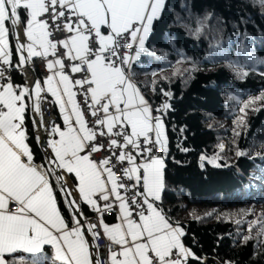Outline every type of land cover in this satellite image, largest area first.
<instances>
[{"label":"snow or ice","instance_id":"snow-or-ice-1","mask_svg":"<svg viewBox=\"0 0 264 264\" xmlns=\"http://www.w3.org/2000/svg\"><path fill=\"white\" fill-rule=\"evenodd\" d=\"M260 6L264 7V0H260ZM165 8L166 0H0V63L24 75L25 66L34 57L47 58L50 52L55 56L59 44L67 50L62 55L81 61V65L72 66V72H80L82 65H86L90 75L74 83L81 87L88 85L84 92L90 94L92 104L88 107L96 117L93 123L100 126V136L105 135L102 129L106 127L107 133L122 137L123 144L110 138L108 147L120 148L118 155L114 152L112 155L121 162L128 161L130 167L123 169L124 176L134 179L142 189L138 193L142 199L134 195L128 201L119 191L126 186L107 166L109 159L92 158L102 145L95 142L96 132L88 127L85 113L74 99L72 81L64 72L66 65L62 59L47 60L46 67L52 75L46 76L43 85L60 106L63 128L53 123L50 131L45 128L44 139L40 135L34 137L44 148L39 163L26 142L25 100L34 93L39 101L44 88L38 79L32 84L27 80L14 84L10 76L5 77L0 71V78L5 80L0 84V264H8L5 254L18 251L31 254V264H105L93 252L98 245L92 241L100 235L94 231L97 224H89L88 238L82 230L84 221L77 218L83 215L78 200L97 212L107 210L117 214V223H104L102 215L97 222L110 241L106 264H188L190 257L199 259L184 245L183 228L178 222H170L162 208L164 163L153 149H162L167 154L164 124L160 116H153V109L130 74L132 62L146 51L145 43L154 21L162 19ZM207 15L210 14L205 18ZM50 22L56 30L68 33L65 39L57 42L49 39ZM9 23L11 35L17 40L15 63L9 46L10 28L6 26ZM18 27H23L26 37L23 43L16 31ZM125 48L131 52L122 51ZM238 51L242 60L229 61L237 69L238 77L248 75L245 65L249 68L264 65V57L251 48L242 47ZM216 56L227 57L219 44L206 59L214 62L212 58ZM162 107L166 110L170 105ZM34 110L40 112L38 103ZM98 111L103 112L102 118L97 116ZM32 123L34 127L37 124L45 127L42 119ZM117 127L120 131L114 132ZM129 147L138 150L137 156L147 153V158L135 163L136 157L125 151ZM236 155L243 156L244 152L237 151ZM65 171L74 174L79 193L77 200L65 201L72 209L67 217L58 208L56 185L52 183V177L60 181L61 172ZM66 184V181L60 184V189ZM94 197L105 201L103 209ZM117 204L118 209L114 206ZM45 246H50L51 251Z\"/></svg>","mask_w":264,"mask_h":264},{"label":"trees","instance_id":"trees-1","mask_svg":"<svg viewBox=\"0 0 264 264\" xmlns=\"http://www.w3.org/2000/svg\"><path fill=\"white\" fill-rule=\"evenodd\" d=\"M11 40L15 63L12 35ZM217 44L227 57L209 62ZM242 47L264 57L260 0H166L146 51L131 66L153 103L171 93L163 113L168 146L161 200L168 218L185 229V246L199 258L190 257L188 264H264V65H245L248 75L238 77L229 61L242 60ZM36 75L41 78L37 67ZM13 82L25 83L17 69ZM32 122L28 105L27 141L39 163L44 148L34 139ZM52 180L67 217L71 210ZM80 209L85 218L94 214L86 204ZM8 261L31 264V254L17 252Z\"/></svg>","mask_w":264,"mask_h":264},{"label":"built area","instance_id":"built-area-1","mask_svg":"<svg viewBox=\"0 0 264 264\" xmlns=\"http://www.w3.org/2000/svg\"><path fill=\"white\" fill-rule=\"evenodd\" d=\"M55 23H60V21H56ZM60 26L62 28L63 24H61ZM16 31L19 34L20 42L21 43L25 42V36L23 35V28L18 27L16 29ZM48 31L51 33V36L49 37V39H51L53 42L63 40L68 35V33L66 31L56 30L54 28L52 22H50V26H49ZM16 43H17V40H16ZM117 51L120 52L121 50L117 49ZM122 51L130 52L131 50L125 48ZM63 52H66L65 49L63 48L62 45L58 44L57 52H56L55 56L50 54V55H48L47 58L40 57L39 59H37L36 62L32 61L29 65H26L25 69H24V75H23L24 79L27 80L29 84H32V81L34 79L38 78L36 75V67H37V70L39 71V73L41 75V78L44 79V78H46L47 75H51V72L48 71L47 67H46L47 60H50L52 58H59V59H62L64 61L65 65H66L64 72L66 75L69 76V78L72 81L74 93L77 97L78 104L81 106V110L85 113V119L88 121V127L92 128L96 132L97 139L95 142L99 145H102L97 152H94L92 154V158L96 161H100V160L105 159V158L109 159L110 163L107 166L112 168V170L115 172L116 179L118 181H121L126 186V187L122 188V192H123L124 197L128 201H131V199L134 195L136 196V198L138 200L142 199L138 195V193L140 191H142V189L140 188V185L137 184L134 180H129L126 176H124L123 169L130 167V165L128 164V161L125 160V161L121 162L117 159V156L112 155L113 152L118 155L120 152V148L117 146H113L111 149H109V147H108V142H109L110 138L116 139L118 141V144H123L122 137L113 136V135L107 133L106 127L104 129H102L104 131L105 135L103 137L100 136V130H101L100 126L95 125L93 123V121L96 119V117H93L91 115V109L88 107V105L92 104L90 94L85 95V92H84V89L87 88L88 85L85 84V85H83V87H81L80 85H76L74 83L76 80L87 78L90 75L88 73L86 65H82V70L80 72H72V70H71L72 66L73 65H81V61L78 59L72 60L69 58V56L62 55L61 53H63ZM25 55H26V53H25ZM33 65H34V70H33ZM13 69L14 68L9 67L8 65H3L2 63H0V71L4 72L5 77L10 76L12 81H13ZM4 82H5V80L3 78H0V84H3ZM36 103H38L39 107H40L39 113L35 112V110H34V106ZM164 104L170 105V102L166 96H164L162 98V100L158 101L157 103H154L153 113H152L153 116H160V117L163 116V113L168 109L167 108L165 110L162 107ZM30 106H31V114H32L33 120H36L37 122H39L42 119L44 122V125H45V127H39V124H37V126H35V134L40 135L41 138H45L46 137L45 128H47L48 131H50L52 124L53 123L56 124V121L58 119V115L55 112L54 104H53L52 100L46 94H42L39 101H37V98L35 97V94L33 93L32 98L30 99ZM157 108L160 109L159 112L155 111V109H157ZM97 116L102 118L103 112L98 111ZM116 131H120V129L118 127L114 128V132H116ZM47 138H52V137H47ZM154 138L155 137L153 136V139ZM142 141H143V138H141V142ZM125 151L130 152L134 157H136L135 163H141L142 160L146 159L148 156L147 153H145L143 157L137 156L138 150L131 148V147L125 149ZM153 153L157 157H163L165 154V152L162 149H153ZM54 167H55V165H54ZM63 183L64 182H62L61 184H63ZM111 202L114 203V198H112ZM96 203L99 205V207L101 209H103L105 201L96 198ZM114 206L118 209V204L114 205ZM79 207H80V205H79ZM101 215L105 219L106 217L116 216L117 214L113 213L111 211H107V210H104L102 213H100L94 209V214L91 217H88L87 219L84 220L82 230L86 231L89 228V224H97V228L94 229V231L99 232L100 235L97 237V239L95 241H93V244L98 245V247L95 250L97 252L99 260L102 262H105V264H106L108 245L110 244V241H108L107 238L104 236L103 229L97 223L98 220L100 219Z\"/></svg>","mask_w":264,"mask_h":264},{"label":"crops","instance_id":"crops-1","mask_svg":"<svg viewBox=\"0 0 264 264\" xmlns=\"http://www.w3.org/2000/svg\"><path fill=\"white\" fill-rule=\"evenodd\" d=\"M6 26H8L9 28H10V34H9V46H10V49L12 50V40H11V26L9 25V24H7ZM23 28V27H22ZM150 35V34H149ZM148 40V39H147ZM25 41H26V37H25ZM15 42H16V39H15ZM146 43H147V41H146ZM146 43H145V46H146ZM65 51H67L66 49H65ZM131 52V51H130ZM51 54V52L49 53V55ZM75 53H73V55H74ZM133 55H134V53H132ZM40 57H34L33 59H32V61H35L36 59H39ZM94 58V57H93ZM54 59H57V58H52V59H50V60H54ZM135 61H133L132 62V65H133V63H134ZM131 65V66H132ZM131 74V73H130ZM51 75H52V72H51ZM132 76V75H131ZM39 81H41V86H42V88H44V91L41 93V95L42 94H46L51 100H52V102H53V104H54V108H55V112H56V114L58 115V119H57V121H56V124L55 125H57V126H60L61 128H63V116H62V114H61V110H60V106L58 105V104H56L55 103V97H53L52 95H51V93H48L47 92V89H46V87L43 85V80L45 79H43V78H37ZM70 79V78H69ZM57 80H58V77H57ZM132 80H133V82L137 85V87L140 89V92H141V94L145 97V99L149 102V105L151 106V108L153 109V105H154V103L151 101V99L149 98V96L143 91V89L141 88V86L133 79V77H132ZM70 81H71V79H70ZM72 86V85H71ZM60 88H61V92L63 91V86L61 85L60 86ZM72 91L74 92V90H73V86H72ZM75 94V93H74ZM63 99H64V101L66 102L67 101V96H64L63 97ZM74 99H75V101L78 103V100H77V97H76V95L74 96ZM25 103H26V105H27V107H28V105H30V99H27L26 98V100H25ZM68 107V110L70 111V105H68L67 106ZM27 109V108H26ZM162 118V120H163V124H164V130H165V136H166V138H167V146H168V137H167V128H166V124H165V121H164V118H163V116L161 117ZM73 120H74V118H73ZM24 124H25V121H24ZM153 136H154V134H153ZM55 138H58V137H55ZM27 143H28V141H26ZM30 147V146H29ZM31 149V148H30ZM49 151H50V149H49ZM162 160H163V163H164V168H163V178H164V185H165V168H166V161H165V157L163 156V157H160ZM137 164H139V163H137ZM53 167H54V165H53ZM57 171H59V170H57ZM54 179H55V177H54ZM134 180V179H133ZM55 181H56V183L58 184V187H59V189H60V184L62 183V182H67V184H66V187L63 189V190H61L60 189V191H61V195L64 197V199L65 200H67V201H71V200H77L78 199V197H79V193H78V189L76 188V184H78V181H76V179H75V176H74V174H69V173H67L66 171L65 172H61V180L60 181H57L56 179H55ZM62 181V182H61ZM135 181V180H134ZM52 183H53V180H52ZM111 187V185H109V188ZM164 189H165V187H164ZM164 189H163V191H162V193H161V199H162V196H163V192H164ZM119 191H120V194H121V196H123L124 197V195H123V192H122V188H120L119 189ZM114 198V197H113ZM94 199H96V197H94ZM57 200H58V198H57ZM160 202L161 201H157V204H160ZM80 204H86L90 209H92V210H94L95 208H93L91 205H88L86 202H83L82 200H78V205H80ZM68 206V205H67ZM58 208L61 210V207H60V204H59V201H58ZM70 210H71V212H72V209L71 208H69ZM61 213H62V215H64L63 214V212H62V210H61ZM82 213H83V211H82ZM165 213V212H164ZM166 214V213H165ZM166 216H167V214H166ZM168 217V216H167ZM78 219H83V220H85V217H84V213H83V215L82 216H78L77 217ZM170 220V219H169ZM117 222H119L117 219H116V216H115V219L114 220H110V219H108L107 217L104 219V223H106V224H113V223H117ZM170 222H172L171 220H170ZM173 223V222H172ZM180 227H182L183 228V226H181V225H179ZM183 230H184V233H185V229L183 228ZM86 232H87V230H86ZM87 237L88 238H90L91 237V233L90 232H87ZM182 241H183V237H182ZM92 243H93V241H92ZM184 243V242H183ZM185 245V244H184ZM46 248L47 247H49L50 248V246H45ZM187 247V246H186ZM188 248V247H187ZM190 249V248H189ZM90 250H92V249H90ZM191 250V249H190ZM18 252H23V251H18ZM93 252H94V255H97V252H96V250L94 249L93 250ZM12 254H14V253H10V254H5V259L7 260V262H8V264H9V261H8V256L9 255H12Z\"/></svg>","mask_w":264,"mask_h":264},{"label":"rangeland","instance_id":"rangeland-1","mask_svg":"<svg viewBox=\"0 0 264 264\" xmlns=\"http://www.w3.org/2000/svg\"><path fill=\"white\" fill-rule=\"evenodd\" d=\"M201 157H204V159H202L203 161L206 159V158H205V154H202V156H201ZM207 160H208V159H207ZM209 161H210V160H209ZM214 164H215L216 166H217V165H219V166H220V163H214Z\"/></svg>","mask_w":264,"mask_h":264},{"label":"water","instance_id":"water-1","mask_svg":"<svg viewBox=\"0 0 264 264\" xmlns=\"http://www.w3.org/2000/svg\"><path fill=\"white\" fill-rule=\"evenodd\" d=\"M42 139H44V138H42ZM164 157L166 158L167 157V154H164ZM81 220H83L82 218H81ZM84 221V220H83Z\"/></svg>","mask_w":264,"mask_h":264}]
</instances>
